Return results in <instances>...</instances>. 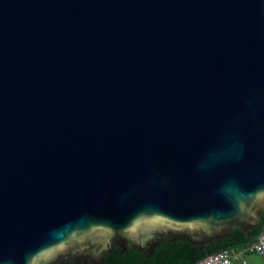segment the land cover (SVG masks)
<instances>
[{"label":"water","instance_id":"1","mask_svg":"<svg viewBox=\"0 0 264 264\" xmlns=\"http://www.w3.org/2000/svg\"><path fill=\"white\" fill-rule=\"evenodd\" d=\"M263 214L264 0H0V264Z\"/></svg>","mask_w":264,"mask_h":264},{"label":"trees","instance_id":"2","mask_svg":"<svg viewBox=\"0 0 264 264\" xmlns=\"http://www.w3.org/2000/svg\"><path fill=\"white\" fill-rule=\"evenodd\" d=\"M263 226L264 214L259 216V222L256 227L246 232L235 227L230 236L206 245L205 248L199 245H192L187 241H170L166 239L149 256L132 247L123 250V252L118 247H115L105 256L102 264H194L206 255L220 250L226 249L236 252L246 247L257 239ZM69 264L74 263L71 262Z\"/></svg>","mask_w":264,"mask_h":264},{"label":"built area","instance_id":"3","mask_svg":"<svg viewBox=\"0 0 264 264\" xmlns=\"http://www.w3.org/2000/svg\"><path fill=\"white\" fill-rule=\"evenodd\" d=\"M257 254L264 259V226L260 231L257 239L238 251L220 250L206 255L194 264H232L234 261L240 264H246L248 254Z\"/></svg>","mask_w":264,"mask_h":264},{"label":"crops","instance_id":"4","mask_svg":"<svg viewBox=\"0 0 264 264\" xmlns=\"http://www.w3.org/2000/svg\"><path fill=\"white\" fill-rule=\"evenodd\" d=\"M261 261H264V259L257 254L252 253L246 256V262H247L246 264H261ZM232 264H240V263L234 261Z\"/></svg>","mask_w":264,"mask_h":264},{"label":"rangeland","instance_id":"5","mask_svg":"<svg viewBox=\"0 0 264 264\" xmlns=\"http://www.w3.org/2000/svg\"><path fill=\"white\" fill-rule=\"evenodd\" d=\"M261 264H264V261H261Z\"/></svg>","mask_w":264,"mask_h":264}]
</instances>
